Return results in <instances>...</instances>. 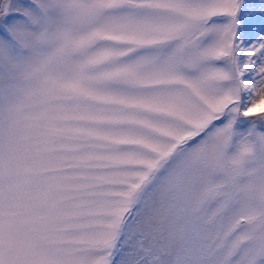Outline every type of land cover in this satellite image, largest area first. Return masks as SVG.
<instances>
[{
  "label": "snow or ice",
  "instance_id": "obj_1",
  "mask_svg": "<svg viewBox=\"0 0 264 264\" xmlns=\"http://www.w3.org/2000/svg\"><path fill=\"white\" fill-rule=\"evenodd\" d=\"M0 264H264V0H0Z\"/></svg>",
  "mask_w": 264,
  "mask_h": 264
}]
</instances>
